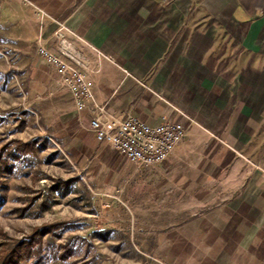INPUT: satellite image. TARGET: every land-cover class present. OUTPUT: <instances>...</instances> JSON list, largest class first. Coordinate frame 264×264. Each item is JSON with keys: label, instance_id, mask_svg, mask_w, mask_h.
<instances>
[{"label": "rangeland", "instance_id": "rangeland-1", "mask_svg": "<svg viewBox=\"0 0 264 264\" xmlns=\"http://www.w3.org/2000/svg\"><path fill=\"white\" fill-rule=\"evenodd\" d=\"M6 1L0 264L15 249L24 258L11 264H252L253 255L254 264H264V243H240L250 229L238 223L252 220L250 213L232 211L226 181L209 178V135L192 123L185 149L141 169L85 139L68 94L36 53L33 32L41 21L27 20L26 5L23 11Z\"/></svg>", "mask_w": 264, "mask_h": 264}, {"label": "crops", "instance_id": "crops-1", "mask_svg": "<svg viewBox=\"0 0 264 264\" xmlns=\"http://www.w3.org/2000/svg\"><path fill=\"white\" fill-rule=\"evenodd\" d=\"M13 4L27 10V20L41 21L36 41L56 50L58 32L72 43L97 103L112 116L131 113L150 124L188 118L209 135L217 170L209 178L226 181L232 211L252 218L238 223L250 229L240 243H264V0H8L4 6ZM71 108L78 130L97 143L92 114H78L72 101Z\"/></svg>", "mask_w": 264, "mask_h": 264}, {"label": "built area", "instance_id": "built-area-1", "mask_svg": "<svg viewBox=\"0 0 264 264\" xmlns=\"http://www.w3.org/2000/svg\"><path fill=\"white\" fill-rule=\"evenodd\" d=\"M57 49L37 41L36 53L52 67L58 81L70 96L78 114L90 112L89 129L98 144L110 147L128 163L141 169L165 163L183 143L193 123L162 117L157 124H150L135 114L112 116L106 105L97 103L92 84L84 73L85 63L64 35L55 34Z\"/></svg>", "mask_w": 264, "mask_h": 264}, {"label": "trees", "instance_id": "trees-1", "mask_svg": "<svg viewBox=\"0 0 264 264\" xmlns=\"http://www.w3.org/2000/svg\"><path fill=\"white\" fill-rule=\"evenodd\" d=\"M35 232H36V234H39L37 232H40V229H37ZM30 244H33L34 245V242H31V241L28 242V243L26 242V245L30 246ZM18 256H19V259H21V260L24 258L23 256L22 257L20 256L19 249H15L6 258H4V263L5 264H9L10 263L11 264V262H17L18 259H16V258H18Z\"/></svg>", "mask_w": 264, "mask_h": 264}]
</instances>
